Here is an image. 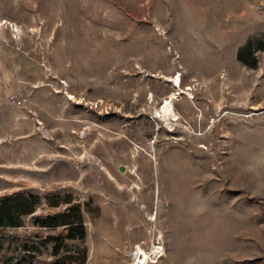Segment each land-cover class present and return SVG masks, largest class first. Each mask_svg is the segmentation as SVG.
Wrapping results in <instances>:
<instances>
[{
	"label": "rangeland",
	"instance_id": "rangeland-1",
	"mask_svg": "<svg viewBox=\"0 0 264 264\" xmlns=\"http://www.w3.org/2000/svg\"><path fill=\"white\" fill-rule=\"evenodd\" d=\"M16 193L40 197L33 216L48 194L82 205L85 264H264V0H0Z\"/></svg>",
	"mask_w": 264,
	"mask_h": 264
},
{
	"label": "trees",
	"instance_id": "trees-1",
	"mask_svg": "<svg viewBox=\"0 0 264 264\" xmlns=\"http://www.w3.org/2000/svg\"><path fill=\"white\" fill-rule=\"evenodd\" d=\"M258 50H263L259 41ZM253 43L248 41L237 53V59L250 68L256 67ZM249 58V60H248ZM49 210L33 216L40 205V197L25 193L4 195L0 198V264H37L40 248H50L51 264H85L87 248L83 245L86 228L82 205L75 203L70 195L61 197L47 195L44 198ZM85 208V204L83 205ZM32 216L30 226L38 229L33 238L21 239L11 236L24 225L23 218ZM40 231H47L42 235ZM74 242L69 245L68 242Z\"/></svg>",
	"mask_w": 264,
	"mask_h": 264
},
{
	"label": "bare ground",
	"instance_id": "bare-ground-1",
	"mask_svg": "<svg viewBox=\"0 0 264 264\" xmlns=\"http://www.w3.org/2000/svg\"><path fill=\"white\" fill-rule=\"evenodd\" d=\"M158 114L162 113L164 117H166L167 115H170L171 113V100L168 98L164 101L162 107H161V110L157 112ZM161 117V116H160ZM173 117V116H172ZM160 250V248H157ZM138 256V254H137ZM142 259V255L139 254V257L136 259L138 262H140Z\"/></svg>",
	"mask_w": 264,
	"mask_h": 264
},
{
	"label": "built area",
	"instance_id": "built-area-1",
	"mask_svg": "<svg viewBox=\"0 0 264 264\" xmlns=\"http://www.w3.org/2000/svg\"><path fill=\"white\" fill-rule=\"evenodd\" d=\"M14 104L16 105V107H22L26 104L27 102V97L25 95H23L22 93L17 94L15 96V99L13 100ZM139 257V255L137 256V258Z\"/></svg>",
	"mask_w": 264,
	"mask_h": 264
},
{
	"label": "water",
	"instance_id": "water-1",
	"mask_svg": "<svg viewBox=\"0 0 264 264\" xmlns=\"http://www.w3.org/2000/svg\"><path fill=\"white\" fill-rule=\"evenodd\" d=\"M156 243L159 244V245H162V240H161V236H160V233L158 234V237L156 239Z\"/></svg>",
	"mask_w": 264,
	"mask_h": 264
},
{
	"label": "crops",
	"instance_id": "crops-1",
	"mask_svg": "<svg viewBox=\"0 0 264 264\" xmlns=\"http://www.w3.org/2000/svg\"><path fill=\"white\" fill-rule=\"evenodd\" d=\"M21 157V158H20ZM19 159L17 160V163H22V157L23 156H20Z\"/></svg>",
	"mask_w": 264,
	"mask_h": 264
}]
</instances>
